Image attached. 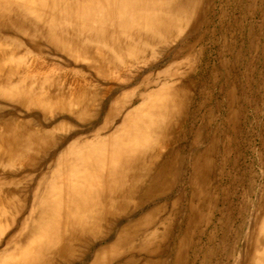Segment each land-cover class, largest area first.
Instances as JSON below:
<instances>
[{"label":"bare ground","instance_id":"6f19581e","mask_svg":"<svg viewBox=\"0 0 264 264\" xmlns=\"http://www.w3.org/2000/svg\"><path fill=\"white\" fill-rule=\"evenodd\" d=\"M216 2L0 0V264H264V0Z\"/></svg>","mask_w":264,"mask_h":264},{"label":"rangeland","instance_id":"374dc122","mask_svg":"<svg viewBox=\"0 0 264 264\" xmlns=\"http://www.w3.org/2000/svg\"><path fill=\"white\" fill-rule=\"evenodd\" d=\"M218 2H216V4H215V13H217V15L216 16H218V14L221 12V10H222V8H223V5H224V2H223V0H217ZM218 8V9H217ZM226 22L228 23V21L226 20ZM222 28H219V30H221ZM225 29V40H227V39H232V36H233V33H235V30L234 29H232V31L228 34L227 33V31H226V27L224 28ZM223 29V30H224ZM190 30V29H189ZM188 30V31H189ZM188 33V32H187ZM222 36H221V34H220V31H218V38H221ZM229 37V38H228ZM220 40H222V38L220 39ZM207 47V49L209 48V45H207L206 46ZM47 51H48V58L46 59L47 60V62H49V63H47V65H50V66H52L53 65V67L55 68V67H59V71L61 70V72H59L58 74L60 75V78H63L62 79V81L61 82H65V83H67L68 84V86H70V85H72V84H77L78 83V77H77V75L75 74V72H80V74H84V75H86V77H87V79H89L88 81L90 82V83H92L93 84V86H95V85H97L98 83H103V82H106V83H110V84H114V83H111V82H108V81H105V80H103L100 76H98V75H96V73L94 72V70L93 69H91V68H89L85 63H82V62H75V61H73V60H71V59H69V58H64L63 56H61V55H58V54H56V52L53 50V49H50V48H47L46 49ZM209 51V50H208ZM213 60H214V58H212ZM246 59H247V61H249V57L247 56L246 57ZM28 61H27V64L28 65H32L33 63H34V61L36 60V59H32V58H30V59H27ZM213 60H212V62H213ZM40 61H42V60H40ZM158 64H159V66L160 67H162V65H163V63H160V61L158 62ZM162 64V65H161ZM155 65V64H154ZM153 65V66H154ZM153 66H148V67H146L145 69L146 70H148V69H150L151 67H153ZM145 69H144V72H145ZM144 72H143V74H144ZM58 74H57V76H58ZM95 77V78H94ZM145 77H146V75H145ZM95 82H98V83H95ZM70 84V85H69ZM75 84V85H76ZM109 84V85H110ZM92 86V87H93ZM229 87H227V89H228ZM112 97L111 96H109V98H105V100L106 101H108L109 99H111ZM215 100H216V98H215ZM6 112H14V113H16L17 115H22V116H24L26 113H30V114H33V113H38V112H33V111H29V112H27L26 111V109H21L20 107H8L6 110H5ZM225 118H226V115H225ZM255 143H256V145H255ZM253 148H259L260 147V141L259 140H257V139H255L254 138V140H253ZM8 210V213H9V216H11V215H13V214H15L16 213V210L15 209H7ZM18 225H16L15 227H17ZM4 238V237H3ZM114 238V237H113ZM112 238V239H113ZM111 239V240H112ZM110 240V241H111ZM104 241V242H103ZM107 241V239H100V240H98V241H96V245L97 244H99V243H102V244H104L105 242ZM113 241V240H112ZM59 262V264H64V263H62L61 261H58ZM58 262H57V264H58ZM88 264H92V263H88Z\"/></svg>","mask_w":264,"mask_h":264}]
</instances>
